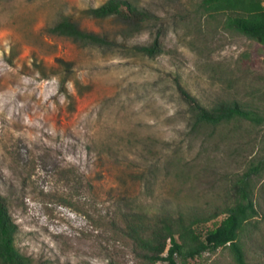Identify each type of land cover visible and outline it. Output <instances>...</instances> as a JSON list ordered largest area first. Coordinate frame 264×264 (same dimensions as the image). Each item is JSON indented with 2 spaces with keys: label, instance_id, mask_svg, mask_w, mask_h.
Masks as SVG:
<instances>
[{
  "label": "rangeland",
  "instance_id": "374dc122",
  "mask_svg": "<svg viewBox=\"0 0 264 264\" xmlns=\"http://www.w3.org/2000/svg\"><path fill=\"white\" fill-rule=\"evenodd\" d=\"M106 1L0 0V192L30 264H137L117 210L227 202L264 155V126L195 129L183 95L264 114L263 45L200 0H129L150 17L135 33L90 17ZM63 18L108 45L51 34ZM154 42L153 57L138 51ZM252 184L259 215L241 241L264 264V172ZM177 264L235 263L225 247Z\"/></svg>",
  "mask_w": 264,
  "mask_h": 264
},
{
  "label": "trees",
  "instance_id": "16d2710c",
  "mask_svg": "<svg viewBox=\"0 0 264 264\" xmlns=\"http://www.w3.org/2000/svg\"><path fill=\"white\" fill-rule=\"evenodd\" d=\"M205 16L223 18V27L264 46V0H200L197 6ZM95 20L115 17L130 23L129 32L140 30L150 20L143 10L129 0H107L89 10ZM51 34L70 38L83 45L105 46V37L81 30L68 18L48 29ZM140 53L153 57L159 53L157 42L140 47ZM195 129L212 132L232 123H247L252 128L264 126V114L238 103H220L204 107L196 98L183 92ZM264 172V155L224 190L227 202L208 203L197 208L126 207L117 210L111 227L128 241L137 264H177V260L195 259L206 252L228 248L235 264L246 260L242 236L246 227L259 215L254 200L252 177ZM223 217L218 225L209 223ZM18 229L13 222L6 198L0 192V264H30L15 245Z\"/></svg>",
  "mask_w": 264,
  "mask_h": 264
}]
</instances>
